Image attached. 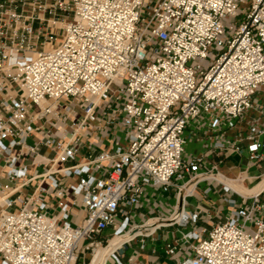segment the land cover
Wrapping results in <instances>:
<instances>
[{"label": "built area", "instance_id": "built-area-1", "mask_svg": "<svg viewBox=\"0 0 264 264\" xmlns=\"http://www.w3.org/2000/svg\"><path fill=\"white\" fill-rule=\"evenodd\" d=\"M263 86L264 0H0V264H78L106 230L139 229L133 240L178 222L131 224L145 186L184 201L211 180L229 213L166 253L264 264V189L227 187L213 177L222 161L205 169L244 148L264 170V122L243 128ZM192 122L214 141L186 158ZM181 210L179 226L197 220Z\"/></svg>", "mask_w": 264, "mask_h": 264}, {"label": "crops", "instance_id": "crops-1", "mask_svg": "<svg viewBox=\"0 0 264 264\" xmlns=\"http://www.w3.org/2000/svg\"><path fill=\"white\" fill-rule=\"evenodd\" d=\"M24 1L29 2L31 0ZM148 1L150 3H157L159 0ZM255 121L261 123L264 122V86L256 94L253 108L246 112L243 120V128L246 129L248 124ZM195 126V122H192L190 123L188 130H186V146H188L190 143L189 141L191 140V146L193 149L188 151L185 148L186 158L194 157L201 152L207 151L211 148L214 141V137L206 130L195 132L193 130ZM56 133L57 132H55V134ZM223 136L234 140L235 133L232 131L224 132ZM38 138V136L35 137V139ZM104 140L108 144H112L113 141L108 135L104 137ZM245 143L246 142L243 143V147L246 145ZM207 154L211 157L209 152ZM209 160L210 161L205 164V169L210 167L211 162L217 163L222 161L218 166L219 172L232 180H235L233 178L246 176V180L249 181L248 187L255 185L264 178L263 176L254 181V178L260 176L264 170H260L257 166H254L249 162L244 148H241L240 151L235 150L234 148L228 149L220 158L211 157ZM208 188H210V191L206 192ZM193 189L189 193H192ZM229 195L230 194L223 190L222 184L216 180L201 182L195 194L187 197L184 201L177 197L174 188L169 192H163L159 186H145L140 197V203L134 209L131 224H143L148 218L168 222L173 219L174 215L182 208L186 215L190 217H192L193 214H197V220L191 222L186 227L179 226V221H182L183 217L182 213L178 222L176 221L172 224L166 223L167 226L155 232H146L147 236L136 237L133 240H130V238L139 234V229V231H130L129 233L124 232L120 236L127 237L126 240L120 244V246L117 245L118 247L116 246V248L105 257L104 264H109L110 259L113 260V264H116V260L113 258L114 255L117 256L122 264H179L185 259L192 258L193 254L190 252L188 245L184 249L177 251L175 255L171 256L166 253V244L174 241H181L182 235L190 231H196L201 236H205L206 232L214 224L223 221L224 216L229 213L231 206L225 201V198H228ZM70 199L71 197L69 200ZM1 200L2 197L0 196V201ZM85 217L86 210L84 207L77 206L71 208V221L74 224L81 223ZM152 223H154L152 220L148 222V224ZM107 231L111 232V230L104 231V233L97 238V241L105 242L106 238L111 236V233L108 235ZM114 237L110 240H113ZM83 259L84 256L81 257L79 261L81 262Z\"/></svg>", "mask_w": 264, "mask_h": 264}, {"label": "bare ground", "instance_id": "bare-ground-1", "mask_svg": "<svg viewBox=\"0 0 264 264\" xmlns=\"http://www.w3.org/2000/svg\"><path fill=\"white\" fill-rule=\"evenodd\" d=\"M214 178L219 179L221 182L226 184L227 187L232 188L234 191L242 194V195H250V194H255L257 192H260L261 190L264 189V178L256 183L253 186L248 187L245 183L244 180L246 178H242L240 181L239 180H232L230 178H227L225 175L219 173L213 176ZM194 188V185L188 188V192H190ZM182 215V210H179L173 218L179 219ZM134 231H139L134 230ZM126 232V231H125ZM124 233V232H123ZM122 234V233H121ZM117 235L114 237L113 240H110V243L106 247H101V248H96L94 250V253L92 255L91 263L90 264H104L105 263V257L114 249L116 246H120L127 237H121L120 235ZM117 246V247H118Z\"/></svg>", "mask_w": 264, "mask_h": 264}, {"label": "rangeland", "instance_id": "rangeland-1", "mask_svg": "<svg viewBox=\"0 0 264 264\" xmlns=\"http://www.w3.org/2000/svg\"><path fill=\"white\" fill-rule=\"evenodd\" d=\"M234 19H229V20H226V23H230V22H232ZM239 21H240V18H239ZM199 63V61H195V62H193L192 64L193 65H195V64H198ZM208 63L209 62H206V63H203V65H204V67L205 66H207L208 65ZM64 102H62V104H63ZM119 136H120V139H122L123 138V133L120 131L119 132ZM190 143L188 144V146H186L185 148H186V150H188V151H190V150H193L192 149V146H191V140L189 141ZM242 178H246V176H244V177H242ZM241 178V179H242ZM233 179H235V178H233ZM236 180V179H235ZM248 180H244V183L246 184V185H248ZM36 183H34V185H35ZM253 185V184H252ZM31 189L32 188H28L27 190H28V192H26V193H29L30 191H31ZM153 221V220H152ZM151 223V222H150ZM108 232V235L111 233L110 231H107ZM127 233H129L130 232V230H127L126 231ZM111 238H113V237H109V240L111 239ZM107 246V243H106V241L105 242H102V245H99L97 248H99V247H106ZM94 253V251H88V252H86V254H85V256H84V259L83 260H81V262L79 261L78 262V264H90L91 263V256H92V254ZM81 257H83V256H81ZM114 262H113V260L112 259H110V261H109V264H113Z\"/></svg>", "mask_w": 264, "mask_h": 264}]
</instances>
